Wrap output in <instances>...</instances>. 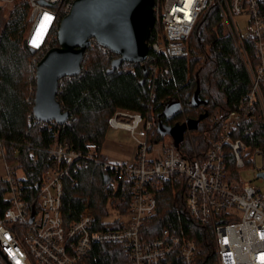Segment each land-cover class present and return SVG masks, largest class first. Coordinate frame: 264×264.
Here are the masks:
<instances>
[{"label":"built area","instance_id":"2783aa9c","mask_svg":"<svg viewBox=\"0 0 264 264\" xmlns=\"http://www.w3.org/2000/svg\"><path fill=\"white\" fill-rule=\"evenodd\" d=\"M64 1L29 0L31 24L26 42L40 52L41 58L53 48L55 31L59 30L60 10L56 6ZM73 2L64 5V16ZM212 3L220 7L226 31L245 63L251 84L238 108L223 118L220 136L211 140L203 154L196 153L190 159L175 146L172 137L155 149L150 141L154 121L119 109L109 120L108 133L127 131L126 139L136 146L131 159L105 160L97 144L76 149L62 143L56 134L45 149L52 163L36 189L27 182L18 161L9 164L0 139V157L6 162L4 179L9 186V205L0 217V251L9 264H80L96 243L120 244L131 264H198L196 241L168 229L153 236L145 225L155 214V189L164 181L181 178L187 183L188 212L212 230L218 264H264V137L259 138L257 131V125L264 130V0H155V20L162 24L164 34L149 44V51L164 53L171 61H188L191 33ZM236 14L248 15L247 34L240 31ZM247 36L254 41L255 61L248 52ZM244 133H250L257 145L242 138ZM85 160L110 172L111 179L107 180L113 189L122 183L130 185L132 198L126 213L108 204L107 214L98 221L96 206L84 202L76 219L65 220L64 179Z\"/></svg>","mask_w":264,"mask_h":264},{"label":"trees","instance_id":"16d2710c","mask_svg":"<svg viewBox=\"0 0 264 264\" xmlns=\"http://www.w3.org/2000/svg\"><path fill=\"white\" fill-rule=\"evenodd\" d=\"M70 1L65 0L56 6L60 10L57 28L64 16L63 7ZM14 2L7 17L5 5L0 2V139L4 156L20 163L33 189L42 182L52 163L45 149L53 143L56 134L62 143L76 149L95 143L103 157L102 147L107 138L109 120L119 109L138 112L154 121L150 131L151 143L164 137L158 129L159 121L174 125L187 118L197 119L207 112L197 129L187 130L179 145L181 153L190 159L196 153L203 154L211 140L220 136L223 118L238 108L251 85L245 63L232 36L226 31L220 7L212 3L201 13L191 33L188 61H171L164 53L150 49V57L143 62L127 61L111 70L117 55L110 49L104 51L95 43L87 49L81 73L60 79L58 100L70 112L69 120L64 124L37 120L33 107L36 65L41 57L40 52L26 42L31 5L29 0ZM55 34L52 47L59 45L58 30ZM163 34L162 24L155 22L148 44ZM245 42L255 61L253 38L247 36ZM198 87L200 97L208 102L193 106L192 96ZM173 100H179L181 107L174 115L168 116L163 111ZM257 127L262 139L264 130L260 125ZM240 136L257 145L250 133ZM108 177L111 179L110 172L93 161H82L77 169L69 171L62 195V214L66 221L78 217L84 202L96 206L98 221L107 214L108 204L121 213L127 212L132 188L128 183H122L113 189ZM186 186V180L181 178L179 181H164L156 188L155 214L145 225L153 236L168 229L180 237L196 241L200 250L198 264H218L212 230L199 223L187 210ZM8 189L7 181L0 178V217L9 205L6 199ZM0 264H9L1 251ZM80 264L131 263L120 244L96 243Z\"/></svg>","mask_w":264,"mask_h":264},{"label":"water","instance_id":"95a60500","mask_svg":"<svg viewBox=\"0 0 264 264\" xmlns=\"http://www.w3.org/2000/svg\"><path fill=\"white\" fill-rule=\"evenodd\" d=\"M155 0H74L58 30L59 45L51 48L36 65V92L33 114L37 120L64 124L70 118L58 100L60 79L79 75L88 47L95 41L113 51L117 57L111 70L125 61L141 63L149 54L148 39L154 26ZM192 105L207 103L199 94L192 96ZM181 107L179 100L166 104L163 111L174 115ZM208 113L197 119L187 118L183 123L167 125L162 121L158 129L164 136L170 134L176 147L187 130L197 129Z\"/></svg>","mask_w":264,"mask_h":264},{"label":"rangeland","instance_id":"374dc122","mask_svg":"<svg viewBox=\"0 0 264 264\" xmlns=\"http://www.w3.org/2000/svg\"><path fill=\"white\" fill-rule=\"evenodd\" d=\"M0 2L4 3V5H5L4 14H5V17H7V15H9L10 11L12 10L15 2H14V0H11V1H8V2L6 0H0ZM235 18H236V22H237V25H238L240 31L243 34H247L248 25H249V22H248L249 17H248V15H246V14H236ZM29 28H30V26H29ZM126 134H127L126 130L118 129L114 135H111V134L108 135V138L117 139V140H120V141L125 143V142H127V141H125V135ZM169 140H171V135L170 134H165L164 137L159 142L155 143V145H154L155 149H160L163 146V143L167 142ZM102 153L104 154L103 158L105 160L114 161L113 157H115V154H116L115 151H112L109 148H104L102 150ZM154 153H156V152L154 151V152L150 153V156L153 155ZM11 163L12 162L10 161L9 164L11 165ZM5 166H6L5 160L0 157V178H4L5 177ZM247 177L248 176L244 173V178L247 179Z\"/></svg>","mask_w":264,"mask_h":264},{"label":"crops","instance_id":"0c3cea01","mask_svg":"<svg viewBox=\"0 0 264 264\" xmlns=\"http://www.w3.org/2000/svg\"><path fill=\"white\" fill-rule=\"evenodd\" d=\"M115 133L116 131L113 133H107V138L103 144L102 150L104 148H109L112 151H115L116 154L115 157H113L114 161H126L131 159L135 154V150H136L135 143L133 141L127 140L126 135H125V141H127L128 143L127 142L124 143L117 139L108 138V135L110 134L114 135Z\"/></svg>","mask_w":264,"mask_h":264}]
</instances>
